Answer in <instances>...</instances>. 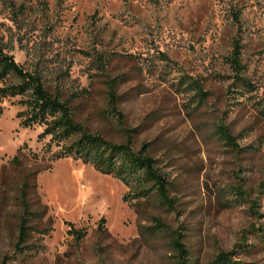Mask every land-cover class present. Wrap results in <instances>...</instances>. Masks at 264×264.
<instances>
[{"label":"rangeland","instance_id":"obj_1","mask_svg":"<svg viewBox=\"0 0 264 264\" xmlns=\"http://www.w3.org/2000/svg\"><path fill=\"white\" fill-rule=\"evenodd\" d=\"M20 3L16 21L0 4V37L12 40L15 60L71 84L74 117L90 132L146 149L174 208L152 197L136 208L123 201L128 189L118 179L69 157L51 161L49 137L38 139L43 127L21 123L20 97L0 98V264H208L221 250L264 264V0ZM234 40L250 87L230 77ZM22 188L28 208L43 212L30 226L48 231L31 228L28 247L16 252ZM155 218L163 226L152 229ZM65 221L84 237L69 234Z\"/></svg>","mask_w":264,"mask_h":264},{"label":"trees","instance_id":"obj_2","mask_svg":"<svg viewBox=\"0 0 264 264\" xmlns=\"http://www.w3.org/2000/svg\"><path fill=\"white\" fill-rule=\"evenodd\" d=\"M22 0H0V4L7 8L11 14V20L16 21L18 14H22L24 5ZM12 40L3 42L0 37V98L19 96V104L23 110L19 112L21 123L24 126L38 125L43 127L38 139L49 137L44 144L46 151L50 152L51 161L62 158H72L84 164L90 165L101 174L110 175L118 179L127 192L123 195V201L129 205L140 204V201L154 198L165 209H173L174 201L169 197V182L165 174L157 167L156 160L146 149H135L129 137L122 142H114L99 133L90 132L82 123L74 117L73 105L79 96L78 91L71 90L72 85L65 81H53L44 75V68L34 65L26 69L20 65L9 51L12 49ZM227 63L233 72L230 76L233 81L242 87H250V83L243 77V66L240 59V45L236 40L232 43ZM189 90L194 91L198 101L202 99L203 92L198 81L194 79L184 80ZM67 84V85H66ZM79 91H85L80 89ZM112 115H119L115 108L117 96L112 84L107 88ZM222 137L227 144L234 146L232 137L220 129ZM51 146L55 150H51ZM20 150V148L18 149ZM13 163H19L18 156L12 157ZM26 186V184L24 183ZM264 195V180L260 183ZM21 214L17 229V241L15 251L23 252L28 247L27 237L32 229L39 232H47V227L30 226L31 216L43 212H32L26 203L24 189L20 192ZM104 222V219H101ZM67 232L75 238L81 239L86 234L83 227H77L72 222L65 221ZM161 221L155 218V224L148 226L152 229L160 228ZM147 227V226H146ZM264 228L258 227L257 230ZM175 249L180 255H185L184 245L179 236L172 238ZM230 251H219L208 264H244L239 259H233ZM6 259L1 264H5Z\"/></svg>","mask_w":264,"mask_h":264}]
</instances>
